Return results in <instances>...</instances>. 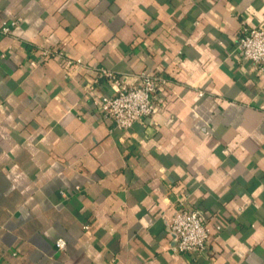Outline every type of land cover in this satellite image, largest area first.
<instances>
[{
	"label": "crops",
	"instance_id": "obj_1",
	"mask_svg": "<svg viewBox=\"0 0 264 264\" xmlns=\"http://www.w3.org/2000/svg\"><path fill=\"white\" fill-rule=\"evenodd\" d=\"M15 20L0 35V264H264V70L236 43L264 28V0H0V27ZM54 47L170 84L125 132L93 104L111 84L89 92L92 70L42 61ZM183 200L210 229L198 257L167 231Z\"/></svg>",
	"mask_w": 264,
	"mask_h": 264
},
{
	"label": "built area",
	"instance_id": "obj_2",
	"mask_svg": "<svg viewBox=\"0 0 264 264\" xmlns=\"http://www.w3.org/2000/svg\"><path fill=\"white\" fill-rule=\"evenodd\" d=\"M17 24V20L4 23L0 27V35L11 34ZM236 43L240 60L251 61L260 70H264V28L242 27ZM41 53L42 61L60 58L68 68L87 67L92 70L95 75L89 84V92L100 89L103 82L111 84L113 91H100L98 95L92 96L93 104L98 112L113 120L115 127L125 132L130 131L137 122L152 116L160 92L170 84V78L164 70L141 72L139 81L129 84L114 70L102 65L87 66L82 59L66 56L62 48H44ZM32 62L37 63L35 60ZM167 231L176 252L196 257L206 252L211 237L205 213L199 207L189 206L185 200L179 202L177 213L168 220ZM65 245L63 239L57 241L60 249Z\"/></svg>",
	"mask_w": 264,
	"mask_h": 264
}]
</instances>
